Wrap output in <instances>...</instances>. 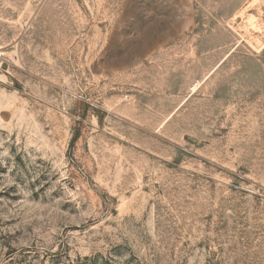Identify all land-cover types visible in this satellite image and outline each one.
<instances>
[{
    "label": "rangeland",
    "instance_id": "rangeland-1",
    "mask_svg": "<svg viewBox=\"0 0 264 264\" xmlns=\"http://www.w3.org/2000/svg\"><path fill=\"white\" fill-rule=\"evenodd\" d=\"M0 264H264V0H0Z\"/></svg>",
    "mask_w": 264,
    "mask_h": 264
}]
</instances>
